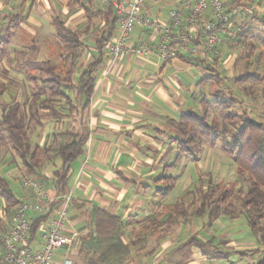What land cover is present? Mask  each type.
<instances>
[{"label":"crops","instance_id":"obj_1","mask_svg":"<svg viewBox=\"0 0 264 264\" xmlns=\"http://www.w3.org/2000/svg\"><path fill=\"white\" fill-rule=\"evenodd\" d=\"M96 1V8H100L104 0ZM117 1L126 4L130 0ZM222 1L226 12L235 6L246 8V11L233 16L230 22L218 27L216 34L219 42L213 50L207 56L204 55L205 36L200 31L204 22L213 20L211 11L208 10L202 20L193 26L186 24L188 15L186 11L179 16L183 28L171 30V44L175 49V55L167 62H160L154 54L163 30L148 29L144 25L135 26L128 45L134 48L144 42L151 52L143 56L127 53L119 60L112 61L108 54V46L114 36L102 47L95 44V40L99 37L95 28L98 22L99 26L103 27L104 21L98 20V16H95L93 25L85 32L82 6L85 0H33L25 21H19L17 18L16 24L11 26L9 24L6 27L8 44L0 55V66L5 59L9 64L10 62L18 63V53L20 56L22 55L20 53H24L27 49L25 45L22 47L12 43L11 37L15 34V30L20 29L31 36L30 38H37V30L41 27L45 18L43 15L48 13V10L50 14L47 20L51 26V17L56 15L65 22L67 28L79 33L81 41L82 36H90L88 40L90 43L85 44L82 41L84 47L77 62L79 72L94 62L99 51L104 53L101 63L93 73L92 93L87 97L82 110L81 104H84L85 99L76 95L75 90H73V99L70 96L78 106L75 120L78 122L76 126L80 129L75 130H80L86 135L83 152L70 164L67 179L62 184H55L50 180L52 171L61 165L60 160L52 159L51 162H47L48 164L44 163L41 173L49 179L43 183L47 198L40 200L44 208L42 212L27 214L31 222L30 246L39 249L42 245L41 236L51 218L55 198L63 192L71 193L72 202L66 209L65 233L67 236L71 234L76 236L69 246L58 250L61 251V259L59 262H54L52 259V264H64L65 261L69 264H87V260L92 256L86 246L90 242L89 237L94 233V222L90 214L94 207L120 218L125 242L128 241L127 236L132 229H138L150 220L158 221L156 225L158 230L155 234L159 233L157 235L159 237L150 241L155 244V247L148 249L147 246L150 243L148 241L145 244V250L138 252L139 255L131 248L130 260L126 264H210L208 263L210 253L207 251L202 252L194 246L183 247L186 239L180 238L182 226L178 219L170 221L168 226L165 217L160 215L162 212L160 205H149V195L151 197L152 187L156 185L149 184V179L159 170V163L164 159L166 150L175 147L179 141L178 137H172L166 132L176 130L179 132L178 123L181 115L191 112L189 108L191 101L197 102L194 93L190 94L192 88L193 91L197 89L195 83L197 77L195 73L190 75L191 69L205 67L200 62L205 60V65L210 64L215 69L214 73L224 81L229 76L220 65L228 59L226 52L229 51V46H236V49H239L241 36L250 39L247 45H256L254 37L260 33V28L254 25L253 18L263 19L264 0ZM69 2H75L76 5L73 4L70 7ZM181 3L182 0H145L141 13L142 16L150 18L152 22L164 29L170 25L169 13L180 11ZM113 9L116 14L114 2ZM13 12L15 10L11 7V0H0V15H4L0 16L1 21L8 18L10 14L13 15ZM241 25H247V33L244 36L242 33L245 31L240 30ZM117 28L118 23L114 35ZM1 30L3 28H0ZM53 32H55L54 29ZM180 32L187 33L191 39L185 48H181L177 38ZM232 41L235 42L231 43ZM11 45L14 49L12 56L8 53ZM35 46L33 45L34 48ZM55 46L58 50L56 44ZM256 47L259 46L256 45ZM191 48H194L195 53H190ZM46 49V53L51 56L50 52L53 49L48 45ZM236 58V55L232 57L233 63ZM19 65L22 63L19 62ZM219 68L226 76L219 74ZM238 76L240 75L235 76L232 81ZM209 96L208 99L205 98L206 96L204 99L212 108L213 95L209 94ZM198 107L202 110V104H198ZM140 144L146 145L141 147ZM150 149L152 152L156 151L154 157L147 155ZM5 159L0 157L1 169L4 171L7 169L4 174L6 177L13 179L10 172L17 163L20 166V173L27 174L25 177L29 176L36 180V176L26 172L19 159H13L11 156L9 158L12 159L11 161L6 162ZM155 164H157L156 167ZM20 176L18 185L13 184L12 192L21 202H37L38 199L34 194L22 190ZM158 179L155 180L158 181ZM5 207L6 203L0 197V224L6 229L0 235L6 234L11 221L5 214ZM0 264H2L1 258Z\"/></svg>","mask_w":264,"mask_h":264},{"label":"trees","instance_id":"obj_2","mask_svg":"<svg viewBox=\"0 0 264 264\" xmlns=\"http://www.w3.org/2000/svg\"><path fill=\"white\" fill-rule=\"evenodd\" d=\"M77 1V0H73ZM94 1V2H93ZM114 0H104L100 8H93L96 0H86L82 5L84 10V23L86 31L93 25V19L98 16V20L104 21V26L100 27L99 22L96 30L99 37L95 40V44L102 47L108 43L114 35L118 17L113 9ZM232 18V17H231ZM229 18V21L231 20ZM263 26L264 21L260 19ZM12 21H10V26ZM51 23L55 31L58 54L57 63L53 64L50 59L34 63L31 70H26V76L30 78L36 85V92L33 93L31 103L38 105L35 109H40L46 114L50 113L51 118L55 122L59 121L60 129L54 133L59 139H54V145L41 147L38 144L32 145L28 136L30 129V121L35 120L36 125L40 124V118H35L38 111L34 110L31 115L28 107L18 101L1 102V120H0V135L5 136L11 149L19 159L26 172L31 176H36V180L42 185L48 181L47 177L41 173L44 163L51 162L52 159H59L61 165L52 171L50 179L55 184H62L68 176L70 164L77 159L83 152L86 142V135L75 132L65 127L68 119L75 120L78 113V106L71 100L70 96L65 92V89L75 90L76 95H79L84 104H81V110L86 104L87 97L91 95L94 87L93 73L101 63L104 53L99 51L97 58L88 67L81 72L78 71V59L81 57L83 43L79 33L76 30L66 27L65 22L59 16H52ZM201 34L206 36L203 28L200 29ZM247 33L245 31L243 34ZM116 34V33H115ZM188 42L191 41L188 34ZM252 38V37H250ZM256 45L259 46V56L264 55V37L260 34L254 37ZM187 42V43H188ZM0 53L7 47L8 37L0 41ZM256 45H248L250 48H255ZM201 65H204L208 71L215 72V69L210 64L205 65V60H200ZM261 72H245L236 77L234 82L239 83H260ZM216 82L223 81L216 75ZM214 75H210L211 79ZM5 88V84L0 82V93ZM220 92V91H217ZM211 106L218 116L223 120H227L229 126H233V130L228 128L215 126L208 122L205 115L198 116L192 112H186L181 115L179 120L180 134L186 136V139H180L177 146V157H184L183 151L187 148L190 142L201 140L211 147L217 146L220 142L221 151L228 156L237 166L239 171H246L249 175V183L247 191L240 198L239 208L236 210H220V201H223L225 194H222L220 200H212V187L209 190L200 191V200L197 207L193 208V215L203 217L209 212L211 219H215L220 215H244L245 220L255 236L258 239V247L247 248L243 251H238L241 255H250L257 253L259 261L257 264H264V123H256L248 120L241 127H236L237 116L231 113L235 103L233 98L222 99L217 93L213 95ZM38 116V115H37ZM197 127V128H196ZM203 128V130L199 129ZM48 164V163H47ZM54 164V163H53ZM189 195L183 197L190 199V206H194V193L188 192ZM0 197L6 203L5 214L11 219L13 212L18 204L21 203L15 194L10 189L6 180L0 176ZM188 199V200H189ZM183 203V202H182ZM181 203V204H182ZM91 219L94 222V233L89 237L90 240L86 249L91 251L92 256L87 260V264H126L130 260L131 248L136 253L145 250V244L149 240H154L153 234L158 230L156 225L157 220H150L149 223L132 229L125 242V234L120 218L103 209L94 207L91 210ZM177 215V214H176ZM178 215H186L185 211H179ZM177 215V219L179 216ZM172 213L165 216V221L169 226L170 221H173ZM176 220V219H174ZM2 224H0V233L4 232ZM7 228V227H6ZM2 235H0V258L2 257ZM150 242V241H149ZM197 247L202 252L207 251L213 257L219 253L213 252L210 249L211 244L208 240H202L198 236V232L192 234L183 247ZM209 248V249H207ZM206 249V250H205ZM214 249V248H213ZM216 249V248H215ZM138 253V255H139Z\"/></svg>","mask_w":264,"mask_h":264},{"label":"rangeland","instance_id":"obj_3","mask_svg":"<svg viewBox=\"0 0 264 264\" xmlns=\"http://www.w3.org/2000/svg\"><path fill=\"white\" fill-rule=\"evenodd\" d=\"M32 1L33 0H11V7L14 8L15 12H13V15L10 14V16L3 21L0 20V28H3V30L0 31V41L7 37L5 29L10 24V21H12V25L16 24L18 20L25 21L31 8ZM68 4L70 7L73 4L76 5L75 2H69ZM93 8L96 9V4H93ZM56 10L58 9L56 8ZM47 12L48 13H44V21L37 30V38H30L31 36H28L20 29L15 30V34L11 37L12 43L18 46L21 45L22 47L25 45L27 49L25 48V52L20 53L22 54L20 56L18 53V63L13 64V62H10L9 64L5 59L2 63L3 65L0 66V82L5 84L4 90L0 93V103L3 101L11 102L13 99L21 102L26 109L30 107L29 110L31 115L34 113V110L38 111V116H34L35 118H40V124L36 125V121L31 120L28 136L32 145L38 144L41 147H52L54 145V139H59L54 133L61 130L60 123H58L59 121L55 122V120L51 118L52 116L50 113L46 114L40 109H35L38 105L31 103L33 93L37 91L36 84L26 76V70H31V67H33L36 62L49 58L53 64L57 63V54L59 50L55 48V42H57V40L51 24L49 20H47V16L50 14L49 10ZM0 16L3 17L4 15L2 14ZM253 21L254 25L260 28L259 34L264 37V26L261 20L253 18ZM240 27L241 31H246L247 29V25H241ZM89 37L90 36H82V41L85 44L90 43L88 41ZM249 40V38L241 36V45L239 49H236V46H229V51L226 52V58L228 57V59L224 64L220 65L229 77L222 83L216 82L215 74L208 71L205 67L191 69L190 75L195 73L197 77V81L195 82L197 89L193 91L192 88L190 94L194 93L193 95L197 97V102L191 101L189 103V108L192 113L198 116L205 115L207 121L218 126L219 129L224 127L233 130L234 128L232 125L229 126L227 120H223L221 116H218L213 108L208 105V102L205 101L210 97L209 94L214 95V93H217L222 99H234L235 103L229 111L237 116V122L235 123L236 127H241L248 120L256 123H264V55L262 57L258 55L260 51L259 47L251 49L247 45V41ZM234 42L235 41H232L231 43ZM2 45L3 44L0 46ZM33 45H36V48H34ZM47 45L53 49V51L50 52L52 54L51 56L46 53ZM12 46L13 45H11L8 50L10 56L13 55L14 49H12ZM1 54L2 53H0V55ZM234 55L237 56L235 63L232 62V57ZM19 62H21L22 65H19ZM79 71L80 70L77 72ZM223 71L219 68L218 72L224 75L225 73H223ZM245 72H261L260 83L249 84L247 82L239 83L232 81L235 76L242 75ZM210 75H214V77L209 79L208 77ZM186 76H188V74ZM65 92L73 99V90L65 89ZM204 97L206 99H204ZM190 99L193 98L190 97ZM198 104H202V110L198 107ZM76 123H78L77 120L68 119L62 130L65 128L81 133L80 130H75L76 128L80 129L76 126ZM199 129L203 130V128ZM166 133L172 137H178L179 140L186 139V136L182 133L180 134V131L178 132L177 130L175 132L169 131ZM200 141L201 140L198 139L195 143L190 142L187 144V149L183 151L184 157H177L178 151L176 148L178 143L175 147L166 150L164 159L159 163V170L149 179V184H156L152 187L151 197L149 195V205H160V208H162L160 215L165 217L172 213V215H174L173 218L176 220L178 212L185 211L186 215H178L179 223L182 226L180 228V238L182 240L188 239L196 231L202 240H208L211 247L207 249L219 253L213 258L212 255H210L208 263L257 264L259 261L257 253L250 255H241L238 253L240 250L243 251L247 248L258 247V239L249 228L244 215L238 214L235 216L222 214L210 221L211 216L209 212L201 218L196 217L192 213L193 208L197 207L199 204L201 197L199 194L200 191L209 190V187H212L213 190L210 198L212 200H217V198L220 200V198H223L221 195L225 194L223 201H220V203L218 202L220 210H223L224 207H226V210H237L239 208L240 198L247 191L249 183V175L246 171H239L235 163L221 151L220 142L217 146L211 147L204 141ZM145 145L146 144H140L141 147ZM147 152V155L151 157H154L156 153L155 150L152 152V149ZM10 156L13 157V159L16 158L6 137L0 135V157L1 159L5 157L6 159L4 161L8 162L12 160L9 159ZM156 165L157 164H155V167ZM12 168L10 175H13V179L4 175L7 169L5 171L1 169L0 160V176L6 180L10 189L14 183L18 185L19 175H21L20 180L27 175L20 173V166L17 163H15ZM156 178H159L158 181L155 180ZM156 190L158 191L155 192ZM189 191L194 193V206L189 205L192 201H190L191 198H188V200L186 197V199L182 201L183 203L181 202L183 197L185 198V196L189 195ZM154 193H156L155 196ZM182 234L184 235L182 236ZM157 235H159V233L155 234L154 232L152 238L155 239V237H159ZM154 245V243L150 242L147 248L150 249L151 247H155ZM60 259L61 251H58L54 254L53 261L59 262Z\"/></svg>","mask_w":264,"mask_h":264},{"label":"built area","instance_id":"obj_4","mask_svg":"<svg viewBox=\"0 0 264 264\" xmlns=\"http://www.w3.org/2000/svg\"><path fill=\"white\" fill-rule=\"evenodd\" d=\"M114 6L118 17L116 34L108 46V54L112 61L119 60L127 53L138 56L147 55L151 52L146 43H140L134 48L128 45L130 35L136 25H144L148 29L163 30L154 54L160 62H167L174 58L175 49L171 44L172 29H182L179 16L186 11V24L193 26L200 22L204 14L210 10L213 20L204 22L202 28L206 36L204 41V55L207 56L219 42L216 34L218 27L229 22V18L243 13L246 8L232 7L229 12L224 11L222 0H182L180 11L169 13L170 25L162 28L152 22L148 17L142 16V8L145 0H130L126 4L114 0ZM178 41L181 48H185L188 37L185 32L178 33ZM190 53H195L194 48ZM21 188L36 196L37 202H21L17 205L11 216V221L6 234L2 235V264H52L54 254L61 248L69 246L76 234L67 236L65 233L66 209L72 202L70 192L60 193L54 200L51 218L41 236L42 245L39 249L30 246L31 222L29 212H42V199L47 198L45 187L31 177L27 176L21 181ZM64 264H69L65 261Z\"/></svg>","mask_w":264,"mask_h":264}]
</instances>
